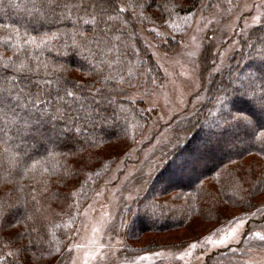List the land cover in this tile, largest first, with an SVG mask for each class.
<instances>
[{
    "label": "trees",
    "instance_id": "1",
    "mask_svg": "<svg viewBox=\"0 0 264 264\" xmlns=\"http://www.w3.org/2000/svg\"><path fill=\"white\" fill-rule=\"evenodd\" d=\"M207 1L0 0V185L14 181L0 193V264H53L67 255L71 224L100 188L93 185L97 174L108 172L146 123L129 91L143 69L148 79L160 70L138 24L178 37L177 25ZM258 67H264V22L213 76L208 102L177 120L185 137L165 153L148 186L160 179L165 187L127 208L143 231L190 227L197 219L224 222L229 208L260 211L264 87L259 94L245 83L264 86V72L239 77ZM222 100L230 109L215 114ZM145 204L160 211L152 226ZM43 210L48 214L40 217ZM249 227L244 249L257 242L247 236ZM4 242L12 249L7 258ZM234 254L221 249L207 262L222 264Z\"/></svg>",
    "mask_w": 264,
    "mask_h": 264
},
{
    "label": "rangeland",
    "instance_id": "2",
    "mask_svg": "<svg viewBox=\"0 0 264 264\" xmlns=\"http://www.w3.org/2000/svg\"><path fill=\"white\" fill-rule=\"evenodd\" d=\"M185 20L176 27L181 31L178 37L163 27L138 24L139 34L160 70L159 75L153 73L148 79L149 68L143 69L129 91L128 99L146 117V123L136 142L115 159L108 172L97 174L93 185L100 188L81 211L80 219L71 224L73 239L67 255L53 264H219L207 262V256L221 249L236 253L233 260L222 264H264V196L256 198L262 201L259 212L229 208L230 218L220 223L197 219L190 227L143 231L142 221L127 215V208L137 198L147 191L148 196H154L165 187L158 179L148 188L165 153L185 137L176 128L177 120L193 115L211 98L208 90L213 76L229 67L241 40L264 22V0H208ZM262 72L264 67L246 69L239 77L261 76ZM260 78L264 83V75ZM245 86L258 87L259 94L264 87L255 80ZM256 100L261 101V97ZM229 109L222 100L214 113ZM13 182L5 179L0 193L14 187ZM145 208L146 224L152 226L160 211L148 204ZM47 214L48 210H43L39 216ZM248 225L251 230L247 236L257 242L244 249L241 241ZM24 226L21 221L19 227ZM11 253V245L4 242V257Z\"/></svg>",
    "mask_w": 264,
    "mask_h": 264
}]
</instances>
